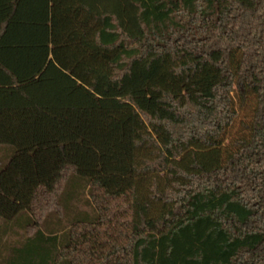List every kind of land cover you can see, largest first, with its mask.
Masks as SVG:
<instances>
[{"label":"trees","instance_id":"obj_1","mask_svg":"<svg viewBox=\"0 0 264 264\" xmlns=\"http://www.w3.org/2000/svg\"><path fill=\"white\" fill-rule=\"evenodd\" d=\"M0 221V264H264V0H0Z\"/></svg>","mask_w":264,"mask_h":264},{"label":"crops","instance_id":"obj_2","mask_svg":"<svg viewBox=\"0 0 264 264\" xmlns=\"http://www.w3.org/2000/svg\"><path fill=\"white\" fill-rule=\"evenodd\" d=\"M0 228H1V229H4V223H2L1 221H0ZM3 233H4V232H3ZM3 233H2V234H3ZM13 236H14V233H13L12 231L7 232V239H6V240H9V241L13 240V239H12ZM10 239H11V240H10Z\"/></svg>","mask_w":264,"mask_h":264},{"label":"rangeland","instance_id":"obj_3","mask_svg":"<svg viewBox=\"0 0 264 264\" xmlns=\"http://www.w3.org/2000/svg\"><path fill=\"white\" fill-rule=\"evenodd\" d=\"M81 209L82 210H89V208L88 207H85V206H82Z\"/></svg>","mask_w":264,"mask_h":264}]
</instances>
